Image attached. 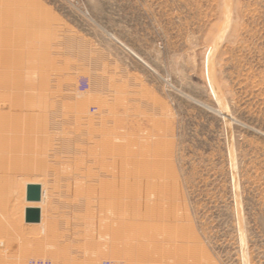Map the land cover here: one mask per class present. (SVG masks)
<instances>
[{"label":"rangeland","instance_id":"rangeland-1","mask_svg":"<svg viewBox=\"0 0 264 264\" xmlns=\"http://www.w3.org/2000/svg\"><path fill=\"white\" fill-rule=\"evenodd\" d=\"M41 260L264 264V0H0V264Z\"/></svg>","mask_w":264,"mask_h":264},{"label":"crops","instance_id":"crops-1","mask_svg":"<svg viewBox=\"0 0 264 264\" xmlns=\"http://www.w3.org/2000/svg\"><path fill=\"white\" fill-rule=\"evenodd\" d=\"M40 226L42 225H27L24 223V221L22 224H20V234L24 242L22 248L27 249L28 253L32 256H53V241L55 239L56 233L59 235V230L54 231L53 228L49 229L48 232H45V235L40 238V235L44 234L43 231L40 230ZM41 244L45 246L44 251L38 249Z\"/></svg>","mask_w":264,"mask_h":264},{"label":"water","instance_id":"water-1","mask_svg":"<svg viewBox=\"0 0 264 264\" xmlns=\"http://www.w3.org/2000/svg\"><path fill=\"white\" fill-rule=\"evenodd\" d=\"M42 196L41 185H28L27 186V201L39 202ZM41 222V209L39 208H28L25 214V223L39 224Z\"/></svg>","mask_w":264,"mask_h":264},{"label":"built area","instance_id":"built-area-1","mask_svg":"<svg viewBox=\"0 0 264 264\" xmlns=\"http://www.w3.org/2000/svg\"><path fill=\"white\" fill-rule=\"evenodd\" d=\"M29 264H51L49 261H31ZM103 264H113L109 261H105Z\"/></svg>","mask_w":264,"mask_h":264}]
</instances>
